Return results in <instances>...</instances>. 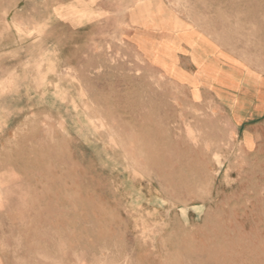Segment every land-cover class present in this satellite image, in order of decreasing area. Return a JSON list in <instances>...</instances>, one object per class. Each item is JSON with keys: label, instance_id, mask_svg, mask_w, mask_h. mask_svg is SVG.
Wrapping results in <instances>:
<instances>
[{"label": "rangeland", "instance_id": "obj_1", "mask_svg": "<svg viewBox=\"0 0 264 264\" xmlns=\"http://www.w3.org/2000/svg\"><path fill=\"white\" fill-rule=\"evenodd\" d=\"M264 0H0V264H264Z\"/></svg>", "mask_w": 264, "mask_h": 264}, {"label": "crops", "instance_id": "obj_2", "mask_svg": "<svg viewBox=\"0 0 264 264\" xmlns=\"http://www.w3.org/2000/svg\"><path fill=\"white\" fill-rule=\"evenodd\" d=\"M234 100L231 114L244 147L264 149V75L242 76Z\"/></svg>", "mask_w": 264, "mask_h": 264}]
</instances>
